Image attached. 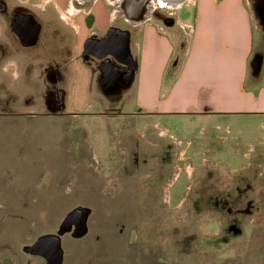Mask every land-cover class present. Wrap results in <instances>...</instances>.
Masks as SVG:
<instances>
[{
	"label": "rangeland",
	"instance_id": "374dc122",
	"mask_svg": "<svg viewBox=\"0 0 264 264\" xmlns=\"http://www.w3.org/2000/svg\"><path fill=\"white\" fill-rule=\"evenodd\" d=\"M87 1L73 4L87 13ZM249 1L264 35V0ZM144 3L169 20L185 11ZM24 106L0 109V260L10 250L29 263L25 246L65 229L62 264H264V158L203 153L178 125L173 137H137L124 115L98 107L25 116ZM74 211L86 215L80 238Z\"/></svg>",
	"mask_w": 264,
	"mask_h": 264
},
{
	"label": "crops",
	"instance_id": "0c3cea01",
	"mask_svg": "<svg viewBox=\"0 0 264 264\" xmlns=\"http://www.w3.org/2000/svg\"><path fill=\"white\" fill-rule=\"evenodd\" d=\"M33 2L0 0V109L98 107L137 137H173L178 125L203 153L264 158V35L249 0H186L171 20L144 0H94L87 13L73 4L83 0Z\"/></svg>",
	"mask_w": 264,
	"mask_h": 264
},
{
	"label": "water",
	"instance_id": "95a60500",
	"mask_svg": "<svg viewBox=\"0 0 264 264\" xmlns=\"http://www.w3.org/2000/svg\"><path fill=\"white\" fill-rule=\"evenodd\" d=\"M161 1L164 3H169L178 6L183 4L185 0H161ZM125 58H127L126 55ZM70 217L71 219H73V225H74L72 236L77 238L84 236L86 234V226H85L86 215L80 211H74L71 213ZM62 232H65V229H62ZM30 250H33L36 253L43 255L48 259V261H50L49 256L54 255L55 258L53 259V261L51 260L52 262H50L49 264H61L62 262V250L60 247L59 237L56 235L48 234L39 237L32 246V249Z\"/></svg>",
	"mask_w": 264,
	"mask_h": 264
},
{
	"label": "flooded vegetation",
	"instance_id": "af4514ba",
	"mask_svg": "<svg viewBox=\"0 0 264 264\" xmlns=\"http://www.w3.org/2000/svg\"><path fill=\"white\" fill-rule=\"evenodd\" d=\"M88 1L87 0H85V1H83V2H80L79 4H77V5H79V6H83V5H85V3H87ZM184 4V3H183ZM151 7V6H150ZM153 7H155V4H154V6ZM2 8H4V10L2 11V9H0V17L1 18H3L5 15H6V12H7V8H5V7H2ZM150 9V8H149ZM71 13H72V15L74 14V8H71V11H70ZM106 39H103V40H101L100 42H103V41H105ZM91 41V40H90ZM91 42H95V41H91ZM60 234H62L60 231H57L56 233H54V234H51V235H56V236H58L59 237V241L61 242V235ZM43 236V235H42ZM39 237H41V236H39ZM39 237H37L36 238V240L35 241H33L29 246H25L24 248H23V254H24V256L25 257H27V261L29 262V263H25V264H49L50 262H52L53 261V259L55 258V256L54 255H52V256H49V258H50V261H48V259L46 258V257H44L43 255H41V254H38V253H36L35 251H33V250H30V249H32V246L34 245V243L37 241V239L39 238ZM63 252V251H62ZM7 253H9V255L8 256H4V255H2L1 254V259L2 260H0V263L1 264H15L14 263V257L12 258V256H15L14 254H12V252L9 250V252L7 251ZM63 254V253H62ZM56 256H57V253H56ZM52 260V261H51ZM61 264H62V262H61Z\"/></svg>",
	"mask_w": 264,
	"mask_h": 264
},
{
	"label": "bare ground",
	"instance_id": "6f19581e",
	"mask_svg": "<svg viewBox=\"0 0 264 264\" xmlns=\"http://www.w3.org/2000/svg\"><path fill=\"white\" fill-rule=\"evenodd\" d=\"M159 1V0H158ZM184 2H186V0L184 1ZM154 6V5H153ZM179 7V6H178ZM146 16V15H145ZM144 16V17H145ZM125 19V18H124ZM131 21V20H130ZM137 22V21H136ZM114 30H112L111 32L112 33H110V35H112L114 32H113ZM125 36V35H124ZM110 38H108V39H106L105 41H103V42H100V43H102V44H105V43H109L108 42V40H109ZM89 42H91L90 40H89ZM92 43V42H91ZM111 43V42H110ZM92 45H94V43H92ZM115 48V47H114ZM119 50H121V49H119ZM121 52V51H120ZM121 54H122V52H121ZM123 56V55H122Z\"/></svg>",
	"mask_w": 264,
	"mask_h": 264
}]
</instances>
